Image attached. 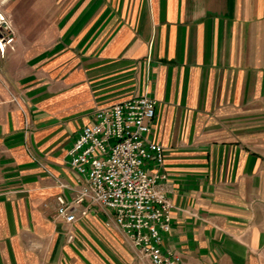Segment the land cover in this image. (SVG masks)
<instances>
[{"label": "crops", "instance_id": "0c3cea01", "mask_svg": "<svg viewBox=\"0 0 264 264\" xmlns=\"http://www.w3.org/2000/svg\"><path fill=\"white\" fill-rule=\"evenodd\" d=\"M23 1L0 0L15 18L0 55L14 83L0 77V264H151L104 218L68 226L56 203L96 110L146 95L174 205L163 247L183 264H262L264 0Z\"/></svg>", "mask_w": 264, "mask_h": 264}, {"label": "built area", "instance_id": "2783aa9c", "mask_svg": "<svg viewBox=\"0 0 264 264\" xmlns=\"http://www.w3.org/2000/svg\"><path fill=\"white\" fill-rule=\"evenodd\" d=\"M14 43V28L0 3V55ZM155 99L135 97L98 108L68 152L74 183L59 181L57 219L72 226L101 217L151 264H183L163 247L174 205L164 170V147L151 140ZM73 240L74 236H70Z\"/></svg>", "mask_w": 264, "mask_h": 264}, {"label": "rangeland", "instance_id": "374dc122", "mask_svg": "<svg viewBox=\"0 0 264 264\" xmlns=\"http://www.w3.org/2000/svg\"><path fill=\"white\" fill-rule=\"evenodd\" d=\"M35 2H36L35 0H25V1H23V3L18 4V8L23 9V11H29V10L34 8L33 6L35 5ZM12 6H14V5H12ZM11 15L8 17L11 20L13 28H14L15 27V18L13 17V15L12 16ZM0 77H1V86L5 90H7L8 93H9V91H13L14 90L13 89V87H14L13 81H9L8 79H5V77L2 73H1ZM262 264H264V259H262Z\"/></svg>", "mask_w": 264, "mask_h": 264}]
</instances>
